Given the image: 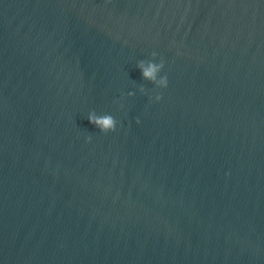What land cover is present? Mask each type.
<instances>
[{"label":"water","instance_id":"obj_1","mask_svg":"<svg viewBox=\"0 0 264 264\" xmlns=\"http://www.w3.org/2000/svg\"><path fill=\"white\" fill-rule=\"evenodd\" d=\"M0 264H264V0H0Z\"/></svg>","mask_w":264,"mask_h":264},{"label":"clouds","instance_id":"obj_2","mask_svg":"<svg viewBox=\"0 0 264 264\" xmlns=\"http://www.w3.org/2000/svg\"><path fill=\"white\" fill-rule=\"evenodd\" d=\"M156 54L153 53V56ZM164 62L155 63L153 61H140L138 63V67L142 70L143 77L157 85L158 87L166 88L168 86V77L165 75L161 77L159 74L164 68ZM141 91H145L144 88H141ZM130 95H134V93H130ZM157 101L162 99V96L157 95L155 97ZM95 127L100 129L104 133L114 132L117 127L116 119L110 114L97 115L94 111L89 114L87 118ZM139 123V120H137ZM89 141L91 140V136L88 137Z\"/></svg>","mask_w":264,"mask_h":264}]
</instances>
